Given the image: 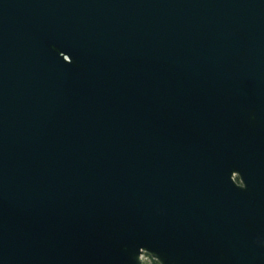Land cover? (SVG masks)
Listing matches in <instances>:
<instances>
[{
    "label": "water",
    "instance_id": "95a60500",
    "mask_svg": "<svg viewBox=\"0 0 264 264\" xmlns=\"http://www.w3.org/2000/svg\"><path fill=\"white\" fill-rule=\"evenodd\" d=\"M264 264V0H0V264Z\"/></svg>",
    "mask_w": 264,
    "mask_h": 264
},
{
    "label": "flooded vegetation",
    "instance_id": "af4514ba",
    "mask_svg": "<svg viewBox=\"0 0 264 264\" xmlns=\"http://www.w3.org/2000/svg\"><path fill=\"white\" fill-rule=\"evenodd\" d=\"M145 264H159L157 262V260H155L154 258H152L148 253H147V263Z\"/></svg>",
    "mask_w": 264,
    "mask_h": 264
},
{
    "label": "rangeland",
    "instance_id": "374dc122",
    "mask_svg": "<svg viewBox=\"0 0 264 264\" xmlns=\"http://www.w3.org/2000/svg\"><path fill=\"white\" fill-rule=\"evenodd\" d=\"M142 260H143L144 263H147V254H145V255L143 256Z\"/></svg>",
    "mask_w": 264,
    "mask_h": 264
},
{
    "label": "built area",
    "instance_id": "2783aa9c",
    "mask_svg": "<svg viewBox=\"0 0 264 264\" xmlns=\"http://www.w3.org/2000/svg\"><path fill=\"white\" fill-rule=\"evenodd\" d=\"M145 254H143L142 256H141V259L143 258V256H144ZM143 261V260H142Z\"/></svg>",
    "mask_w": 264,
    "mask_h": 264
}]
</instances>
